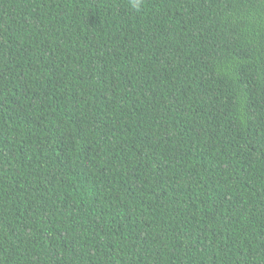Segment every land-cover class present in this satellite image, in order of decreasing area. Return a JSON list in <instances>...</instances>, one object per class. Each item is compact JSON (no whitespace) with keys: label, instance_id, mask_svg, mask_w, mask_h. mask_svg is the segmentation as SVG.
<instances>
[{"label":"trees","instance_id":"trees-1","mask_svg":"<svg viewBox=\"0 0 264 264\" xmlns=\"http://www.w3.org/2000/svg\"><path fill=\"white\" fill-rule=\"evenodd\" d=\"M0 264H264V0H0Z\"/></svg>","mask_w":264,"mask_h":264},{"label":"clouds","instance_id":"clouds-1","mask_svg":"<svg viewBox=\"0 0 264 264\" xmlns=\"http://www.w3.org/2000/svg\"><path fill=\"white\" fill-rule=\"evenodd\" d=\"M133 7L139 10V0H133Z\"/></svg>","mask_w":264,"mask_h":264}]
</instances>
